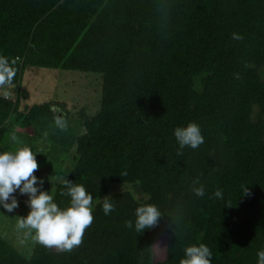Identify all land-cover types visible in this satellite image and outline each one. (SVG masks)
Instances as JSON below:
<instances>
[{"label": "trees", "instance_id": "trees-1", "mask_svg": "<svg viewBox=\"0 0 264 264\" xmlns=\"http://www.w3.org/2000/svg\"><path fill=\"white\" fill-rule=\"evenodd\" d=\"M0 55L16 70L0 86V151H8L2 140L14 126L31 132L38 118L73 115L60 101L22 108L28 67L102 78L97 113L74 114L85 133L66 180L94 198L83 242L68 252L36 242L28 257L0 235V264H180L184 248L198 243L209 246L212 264H257L264 248V0H0ZM189 122L205 140L178 155L174 129ZM65 182L54 195L61 207L70 202ZM116 184H131L134 193L111 194ZM201 185L205 194L197 196L193 187ZM105 196L115 205L109 215ZM145 203L164 214L137 233L126 221L134 224ZM162 233L167 258L155 263Z\"/></svg>", "mask_w": 264, "mask_h": 264}, {"label": "clouds", "instance_id": "clouds-1", "mask_svg": "<svg viewBox=\"0 0 264 264\" xmlns=\"http://www.w3.org/2000/svg\"><path fill=\"white\" fill-rule=\"evenodd\" d=\"M234 39H242L233 34ZM15 61H9L0 55V86L12 83L16 70ZM55 125L60 129L67 127V121L61 116L55 117ZM174 136L179 145L178 155L186 147L199 148L204 143V136L196 122H189L174 129ZM37 153L27 144H22L12 151H0V206L8 213L19 207L16 193L27 196L26 204L29 212L20 216L17 222L19 229H27L34 233V239L46 248H57L71 251L83 242L85 230L93 223V195L82 184L65 182L66 192L70 197L67 206H59L49 191L43 190L44 180L34 173L38 170ZM199 184V180L194 181ZM197 196H204L203 185L193 187ZM247 185L243 186V195L248 194ZM214 195L223 199V192L217 189ZM102 209L105 215L114 211L115 205L109 196L102 198ZM99 203V201H97ZM164 212L155 204L145 203L135 209V222L126 221V227L135 228L137 233L156 226ZM213 253L205 243L191 244L184 248V256L180 264H212ZM257 264H264V248L257 251Z\"/></svg>", "mask_w": 264, "mask_h": 264}, {"label": "rangeland", "instance_id": "rangeland-1", "mask_svg": "<svg viewBox=\"0 0 264 264\" xmlns=\"http://www.w3.org/2000/svg\"><path fill=\"white\" fill-rule=\"evenodd\" d=\"M21 85L27 91L22 100V108L48 101H60L65 102L73 113L71 117L64 118L67 121L65 129L56 127L54 119L38 118L32 127V133L21 126H14L2 140V145H9L8 151L27 144L34 152H41L36 156L39 169L41 168L38 177L44 180L43 190L54 196L57 186L67 180L74 167L77 138L85 133L82 120L74 114H78L81 108H85L90 115L97 113L102 78L97 73L28 67L23 73ZM121 191L134 193L131 184H116L111 188V194ZM21 204L12 213L0 206V235L30 257L37 241L34 233L29 234L27 229H19L17 226L20 219L18 215L25 216L30 210L27 204ZM167 246L168 236L162 233L153 247L155 263L167 258Z\"/></svg>", "mask_w": 264, "mask_h": 264}, {"label": "built area", "instance_id": "built-area-1", "mask_svg": "<svg viewBox=\"0 0 264 264\" xmlns=\"http://www.w3.org/2000/svg\"><path fill=\"white\" fill-rule=\"evenodd\" d=\"M16 195L20 203H26V200L28 199L27 196H22L19 193H16Z\"/></svg>", "mask_w": 264, "mask_h": 264}, {"label": "crops", "instance_id": "crops-1", "mask_svg": "<svg viewBox=\"0 0 264 264\" xmlns=\"http://www.w3.org/2000/svg\"><path fill=\"white\" fill-rule=\"evenodd\" d=\"M33 130V129H32ZM31 130V132L30 133H32L33 131ZM29 132V131H28Z\"/></svg>", "mask_w": 264, "mask_h": 264}, {"label": "water", "instance_id": "water-1", "mask_svg": "<svg viewBox=\"0 0 264 264\" xmlns=\"http://www.w3.org/2000/svg\"><path fill=\"white\" fill-rule=\"evenodd\" d=\"M34 174H36V172Z\"/></svg>", "mask_w": 264, "mask_h": 264}]
</instances>
